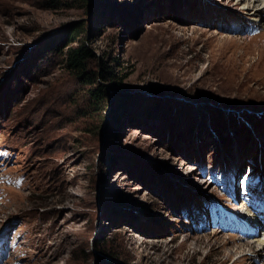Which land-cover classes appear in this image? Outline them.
<instances>
[{
  "label": "rangeland",
  "instance_id": "rangeland-1",
  "mask_svg": "<svg viewBox=\"0 0 264 264\" xmlns=\"http://www.w3.org/2000/svg\"><path fill=\"white\" fill-rule=\"evenodd\" d=\"M251 1L0 0V264H264Z\"/></svg>",
  "mask_w": 264,
  "mask_h": 264
},
{
  "label": "trees",
  "instance_id": "trees-1",
  "mask_svg": "<svg viewBox=\"0 0 264 264\" xmlns=\"http://www.w3.org/2000/svg\"><path fill=\"white\" fill-rule=\"evenodd\" d=\"M93 55L94 54L91 52V50H89L87 46H85L84 44L69 45L66 49V64L70 69H72L76 73H84L86 71V68L88 67V61L91 59V57H93ZM99 68L100 71L98 76L105 79L106 77L104 73L106 71L108 72V70L105 69V65L103 61L99 63ZM87 82L90 83L96 82V85L95 87L92 88L91 93L92 96L99 97L103 91V84L99 82L98 79L94 80L91 77L87 80ZM118 104L119 105L117 106H114V104H112V105H107L105 107V109H107V111L109 112L110 119L114 118V116L117 115L118 109L126 107L125 105H123V103L122 104L118 103ZM100 249L104 252H109L110 254H113V252L107 250L103 246H101Z\"/></svg>",
  "mask_w": 264,
  "mask_h": 264
},
{
  "label": "bare ground",
  "instance_id": "bare-ground-1",
  "mask_svg": "<svg viewBox=\"0 0 264 264\" xmlns=\"http://www.w3.org/2000/svg\"><path fill=\"white\" fill-rule=\"evenodd\" d=\"M249 1V0H248ZM246 10H248L253 16H260L264 12V0H252L251 2H248ZM262 80L260 85H262ZM264 217V214L261 216ZM254 228V229H253ZM248 228L244 227L242 230L243 235H239V237H242L244 239H247L248 241L239 242L237 245L234 246V249L240 250L242 253L243 251H249V252H255V251H263L264 250V243L263 241H257V240H249L250 233H254L256 231V227ZM254 237V236H253ZM252 237V238H253ZM232 252V249H230Z\"/></svg>",
  "mask_w": 264,
  "mask_h": 264
}]
</instances>
